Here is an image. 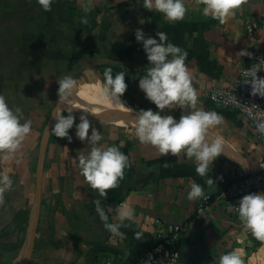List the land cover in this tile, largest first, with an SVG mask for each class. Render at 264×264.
Returning <instances> with one entry per match:
<instances>
[{
	"label": "crops",
	"instance_id": "0c3cea01",
	"mask_svg": "<svg viewBox=\"0 0 264 264\" xmlns=\"http://www.w3.org/2000/svg\"><path fill=\"white\" fill-rule=\"evenodd\" d=\"M184 2L185 17L170 21L145 8L144 0H54L50 11L37 0H0V93L10 107L21 108L23 119L32 121L21 147L7 158L0 153V172L12 180L0 196V264H120L151 247L156 219L181 225L179 250L185 264H216L221 253L231 250L245 264H264V240L255 237L239 216L229 214L218 201L198 213L196 199L187 197L193 181L213 192L241 169L264 171V145L246 117L216 108L207 99L213 84L230 82L245 64L247 55L239 52H249L246 19L264 15V0H243L235 16L224 23L203 14L202 0ZM82 17H87L86 23ZM129 18V35L116 37L123 34L119 26ZM137 28L154 37L165 31L186 49L185 63L198 95L195 107L223 115L221 124L208 133L223 142L208 174L212 185L196 173L195 161L183 152L160 154L151 144L141 143L134 125L120 113L124 108L97 99L98 91L81 85L95 82L89 77L102 81L106 67L114 73L124 71L127 88L120 99L133 110L125 112L134 118L141 108L157 110L138 87L148 61L142 42L135 40ZM108 34H114V40ZM65 75H72L76 85L60 102L57 81ZM57 106L73 108L76 120L68 130L72 140L50 130L43 153L44 131ZM81 107L88 110L84 114L89 134L96 127L102 134L100 144L118 145L129 159L123 179L105 196L88 186L78 166L79 154L89 148L87 139L75 135ZM159 111L178 119L190 109ZM95 201L105 208L108 222L118 221L122 204L135 209L125 221L127 227H121L124 236L104 227ZM136 231L143 232L141 238L134 236Z\"/></svg>",
	"mask_w": 264,
	"mask_h": 264
},
{
	"label": "clouds",
	"instance_id": "9594fccd",
	"mask_svg": "<svg viewBox=\"0 0 264 264\" xmlns=\"http://www.w3.org/2000/svg\"><path fill=\"white\" fill-rule=\"evenodd\" d=\"M202 12L206 16L224 23L234 17L237 8L243 0H202ZM54 0H37V4L44 10L50 11ZM143 6L150 10L162 13L170 21H179L188 11L184 0H144ZM87 22V17H82ZM135 40L142 42L146 53L148 66L145 74L139 77L138 87L144 92L146 98L155 104L157 110L151 108L139 109L134 114V132L141 143L154 146L160 154H177L183 152L188 158L195 161V171L202 177H207L206 183L214 184L209 172L213 161L223 151V142L220 137L210 138L209 129L221 124L223 115L215 110L196 108L198 102L197 90L193 86V77L186 65L188 55L186 49L173 43L165 31H157L154 36L146 35L141 28L134 33ZM158 37V40L157 38ZM241 56H251L252 53L240 50ZM264 69L256 64L244 69V83L251 85V94L264 97V77H257V70ZM249 77L251 79L249 80ZM59 101H65L76 85L72 75H65L58 81ZM125 72H113L111 67L103 71L97 99L114 103L125 111L132 112L121 102V95L125 92ZM187 106L190 111L182 113L177 119L172 114H161L165 108ZM250 108V107H249ZM82 113L79 122L75 124V135L81 140L87 139V153H80L78 166L88 186L95 189L99 196H105L107 190L116 188L123 179L124 170L129 167L128 156L116 144L103 145L102 134L96 127L91 128L85 114L86 107H81ZM62 111L68 114L63 115ZM264 113V111H262ZM253 116L256 131L264 135V115L260 118ZM55 120L51 132L57 137H65L70 142L72 136L68 130L73 127L76 117L73 108L61 109L57 107L53 113ZM32 121L23 119L19 106L10 107L4 94L0 93V153L7 158L15 153L22 145L26 135L31 131ZM12 186L11 177L6 172H0V196ZM205 196L204 187L193 181L187 193L190 200ZM239 218L252 234L264 240V192L256 191L244 194L234 206ZM95 210L100 219L105 221L104 227L111 233L124 236L121 227H127L125 221L130 220L135 209L130 204H122L117 209V222H108V215L99 201H95ZM141 231L134 232L139 239ZM216 264H245L242 256L231 250L220 254Z\"/></svg>",
	"mask_w": 264,
	"mask_h": 264
},
{
	"label": "built area",
	"instance_id": "2783aa9c",
	"mask_svg": "<svg viewBox=\"0 0 264 264\" xmlns=\"http://www.w3.org/2000/svg\"><path fill=\"white\" fill-rule=\"evenodd\" d=\"M246 21L247 44L252 55L247 56L245 64L238 69L230 82L213 84L207 91V99L216 108H228L244 115L257 140L264 145V135L256 131L253 116L249 115L250 112L257 118L264 115V97L251 94V85L243 82L244 69L254 64L264 68V15L248 16ZM257 77H264V69L257 70ZM262 190L264 171L241 169L222 188L213 192L205 191V196L197 198L196 211L202 212L211 203L218 201L229 214L238 216L234 206L238 205L239 199L246 193ZM154 221L158 230L151 247L141 256L120 264H185L179 250L181 225L157 219Z\"/></svg>",
	"mask_w": 264,
	"mask_h": 264
},
{
	"label": "water",
	"instance_id": "95a60500",
	"mask_svg": "<svg viewBox=\"0 0 264 264\" xmlns=\"http://www.w3.org/2000/svg\"><path fill=\"white\" fill-rule=\"evenodd\" d=\"M87 80H90V81H95V82H97V81H100L99 79H96V78H93V77H89V78H86ZM100 83H101V81H100ZM58 107V106H57ZM56 107V108H57ZM120 113H121V115L123 116V118L125 119V120H127V121H129L131 124H133L134 125V118L130 115V114H128L127 112H125V111H122V110H120ZM53 116H52V118H51V120L49 121V123L47 124V126H46V128H45V131H44V135H43V139H42V143H41V146H42V151H43V153H44V151H45V149H46V144H47V140H48V135H49V132H50V130H51V126H52V121H53Z\"/></svg>",
	"mask_w": 264,
	"mask_h": 264
},
{
	"label": "rangeland",
	"instance_id": "374dc122",
	"mask_svg": "<svg viewBox=\"0 0 264 264\" xmlns=\"http://www.w3.org/2000/svg\"><path fill=\"white\" fill-rule=\"evenodd\" d=\"M129 24H131V19H130V18H129V19H126V20H123L121 26H119V31H123V32H122L123 34H120L121 32H119V33L116 35V37H119V35L122 36V38L128 36L129 33H128V29H127V31H126V27H127ZM136 24H137V22H136ZM125 31H126V33H124ZM114 36H115L114 34H111V35L108 34V35H107V37L110 38V39H112V40H114Z\"/></svg>",
	"mask_w": 264,
	"mask_h": 264
},
{
	"label": "bare ground",
	"instance_id": "6f19581e",
	"mask_svg": "<svg viewBox=\"0 0 264 264\" xmlns=\"http://www.w3.org/2000/svg\"><path fill=\"white\" fill-rule=\"evenodd\" d=\"M100 84H101L100 81L93 82V83L92 82H83V83H81V85L90 87V89L95 90V91H98L99 90ZM123 104L126 107H128V105L125 102H123Z\"/></svg>",
	"mask_w": 264,
	"mask_h": 264
}]
</instances>
